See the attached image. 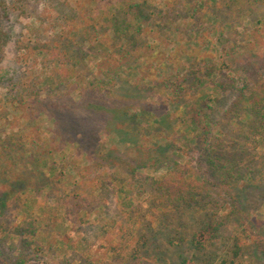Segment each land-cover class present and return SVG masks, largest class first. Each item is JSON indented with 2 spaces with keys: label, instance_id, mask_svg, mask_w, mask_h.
<instances>
[{
  "label": "rangeland",
  "instance_id": "rangeland-1",
  "mask_svg": "<svg viewBox=\"0 0 264 264\" xmlns=\"http://www.w3.org/2000/svg\"><path fill=\"white\" fill-rule=\"evenodd\" d=\"M0 2L11 35L0 58V264H178L190 256L200 213L153 208L129 169L151 162L150 150L178 156L189 142L180 138L193 94L201 113L223 124L246 77L263 80L264 2ZM34 76L40 84L26 87ZM179 82L186 99L175 94ZM144 109L153 117L140 121ZM163 114L171 129L160 138L146 128ZM167 170L142 173L160 178ZM260 186L244 203L256 241L248 239L237 264H264ZM240 219L233 216L208 252L224 256L244 228Z\"/></svg>",
  "mask_w": 264,
  "mask_h": 264
},
{
  "label": "trees",
  "instance_id": "trees-1",
  "mask_svg": "<svg viewBox=\"0 0 264 264\" xmlns=\"http://www.w3.org/2000/svg\"><path fill=\"white\" fill-rule=\"evenodd\" d=\"M202 4L205 6L204 2ZM138 7L140 6L133 5V8ZM4 9L5 6L0 5V58L3 57L5 46L11 38L10 32L6 31L1 22V18L10 16ZM209 9L212 10L213 15V11H217L215 6ZM196 12L197 9H194L193 15ZM137 16L140 18L139 15ZM40 51L44 53L42 49ZM28 80L30 81L26 86L28 88L37 87L41 82L37 76ZM201 81L197 78L192 86ZM174 82L171 80V83ZM24 86L25 83L21 84V87ZM181 86L182 83L179 82L175 94L177 98L186 99L188 93L187 91L181 93L182 90L179 89ZM192 86L190 85L189 88ZM216 87L220 86L216 84ZM196 95L193 94V97L186 99L184 115L188 120L186 127L181 130L184 136L180 139H188L189 142L186 146L175 149L178 158L174 155L172 157L160 155L155 150H150L148 154L152 161L134 163L129 173L135 179L133 188L137 191V195L139 197L150 195L153 208L157 207L166 213L171 211L200 213L202 218L200 226L189 239L194 252L190 256L181 254L178 264H237V259L241 256L248 239L256 241L252 234L254 228L248 223L247 215L244 213L252 206L244 203L247 202L249 192L251 190L260 192V185L264 183L262 171L264 168V78L250 81L249 76L246 77V84L241 89L240 95L221 116L225 121L223 124L216 119V115L210 112L201 113L200 107L205 108L202 99L195 98ZM191 100V104L188 103ZM207 108L213 110L210 106ZM141 116L153 117L152 113L145 109L136 118L140 120ZM154 118L155 125H150L146 130L158 133L162 138V133H167L171 129L169 117L163 114ZM77 126L79 129L82 128L81 124ZM191 131L195 134L189 139ZM79 134L81 133L77 135ZM190 143L193 144L189 145ZM259 161L261 169L257 171L254 166ZM159 164L165 166L156 168ZM164 168L168 169L167 174L160 178L144 177L142 173L145 169L159 171ZM258 178L259 180L256 181ZM242 196L244 199H239ZM4 206V201L0 200V207ZM238 214L241 216L240 220L244 222V228L234 237L233 244L226 250L224 256L219 257L216 252H208L209 247L214 246L221 229ZM171 244H176V241L171 240ZM19 264L24 262L20 261Z\"/></svg>",
  "mask_w": 264,
  "mask_h": 264
}]
</instances>
